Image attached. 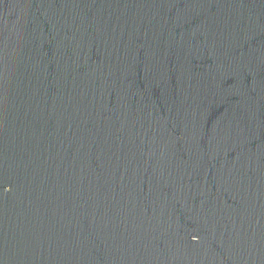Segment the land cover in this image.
<instances>
[{"label": "water", "instance_id": "water-1", "mask_svg": "<svg viewBox=\"0 0 264 264\" xmlns=\"http://www.w3.org/2000/svg\"><path fill=\"white\" fill-rule=\"evenodd\" d=\"M0 264H264V0H0Z\"/></svg>", "mask_w": 264, "mask_h": 264}]
</instances>
